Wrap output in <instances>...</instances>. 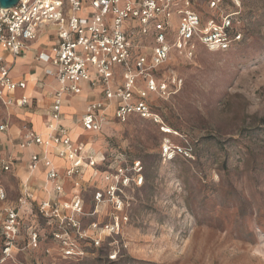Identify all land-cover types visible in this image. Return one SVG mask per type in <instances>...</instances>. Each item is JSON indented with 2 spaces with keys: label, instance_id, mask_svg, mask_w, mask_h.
<instances>
[{
  "label": "rangeland",
  "instance_id": "1",
  "mask_svg": "<svg viewBox=\"0 0 264 264\" xmlns=\"http://www.w3.org/2000/svg\"><path fill=\"white\" fill-rule=\"evenodd\" d=\"M197 9L203 20L211 13L202 0ZM239 17L242 40L229 50L196 44L191 58L172 53L158 69L162 80L169 74L182 80L168 97L150 95L159 123L131 116L98 134L70 125L75 141L105 156L100 171L121 166L123 176L110 193L101 173L65 178L63 200L79 197L75 220L88 236L92 223L118 222L119 230L101 235L97 245L78 240L33 204L6 239L5 209L16 206L20 177L4 174L0 264H264V0H241ZM17 64L16 73L32 68ZM84 105L72 99L68 107L79 114ZM10 123L22 126L14 116ZM165 139L187 153H163ZM62 240L78 255H66Z\"/></svg>",
  "mask_w": 264,
  "mask_h": 264
},
{
  "label": "built area",
  "instance_id": "2",
  "mask_svg": "<svg viewBox=\"0 0 264 264\" xmlns=\"http://www.w3.org/2000/svg\"><path fill=\"white\" fill-rule=\"evenodd\" d=\"M202 1L211 12L205 20L197 9L200 0H18L13 7L0 8V108L37 112L34 102L38 99L17 95L27 89L29 80L25 75L13 76L16 59L29 58L34 89L44 99L41 115L46 130L43 135L23 124L18 136L0 142V200L5 198L2 176H15L20 168L27 173L19 183L16 206L5 209L6 239L16 233L20 212L32 214L33 204L42 218L57 222L66 236L73 231L78 240L89 239L97 245L101 235L119 230L118 222L92 223V236H88L75 220L82 210L79 197L74 195L69 203L63 200L65 178H81L90 170L94 180L101 173L110 193L123 176L121 166L100 171L105 156L73 139L71 128L63 124V110L72 99L84 101L82 112L72 114L71 121L93 134L125 123L131 116L159 123L150 95L168 97L182 83L173 74L165 80L157 77L171 54L191 58L196 44L210 52L227 51L242 40L238 30L241 0ZM43 37L46 43L35 46ZM7 130L8 124L1 123L0 133ZM162 148L165 154L187 153L180 147L171 149L169 139ZM17 151L30 153L24 159ZM51 153L65 165L56 166ZM102 197L97 192L94 200L100 202ZM62 243L66 255H78L75 244Z\"/></svg>",
  "mask_w": 264,
  "mask_h": 264
},
{
  "label": "crops",
  "instance_id": "3",
  "mask_svg": "<svg viewBox=\"0 0 264 264\" xmlns=\"http://www.w3.org/2000/svg\"><path fill=\"white\" fill-rule=\"evenodd\" d=\"M43 38H45V37H43ZM43 38H41L40 41L35 46H38V44H45V42L42 43ZM5 57L7 59H9L7 56H5ZM16 62H18V64H17L18 66L23 67L27 63H28V66H30V62L31 61H30L29 58H25V59L18 58V59H16L15 66H14V69H13V76L15 78H20L23 75H25V77L29 80L27 89L25 91H18L17 95L24 94V95L29 96L31 98L38 99V101L34 102V104L37 103V110H36L37 112H35V113H21V112L9 111V110L6 111L5 109L0 108V114L2 113V114L5 115V117H7V119L5 121L0 120V124L1 123H7L8 124L7 132L6 133H0V142H5L8 137H16V136H18L19 130H20L21 127H19V126L15 127V125L10 123L11 117H13V116L17 117L18 121L21 122V125L28 124L34 130H36L38 133H40V134H45L46 133V130H45L44 125H43L44 117L41 115L42 112H43L42 110H43V105H44V99L42 100V96L39 94V92L35 91L33 83H32V77H30V74L34 70H32V68H30L28 71H24V72L20 71V72L16 73V70H15ZM48 82H49V84L51 86H55V84L52 83L50 80ZM82 110H83V108H82ZM82 110H81V112H82ZM63 111L66 113V120L64 121L63 124L66 125V126H69V127H70V125L71 126L75 125L71 121L72 114H74L72 112V108L65 107ZM34 119L38 120V122L40 124L39 127L34 125V122H33ZM29 153H30V151H17L16 152L18 157H20V158L23 157L24 159L27 158ZM50 157H51V159L53 160V162H54V164L56 166L62 167V165H60L61 161L58 160L57 158H55L52 153L50 154ZM15 176L20 177V181H21V180H24L26 178L27 173H26V171L24 169L20 168L16 172ZM37 176L39 178H43V174L42 173H38Z\"/></svg>",
  "mask_w": 264,
  "mask_h": 264
},
{
  "label": "water",
  "instance_id": "4",
  "mask_svg": "<svg viewBox=\"0 0 264 264\" xmlns=\"http://www.w3.org/2000/svg\"><path fill=\"white\" fill-rule=\"evenodd\" d=\"M18 0H0V8H10L16 5Z\"/></svg>",
  "mask_w": 264,
  "mask_h": 264
},
{
  "label": "bare ground",
  "instance_id": "5",
  "mask_svg": "<svg viewBox=\"0 0 264 264\" xmlns=\"http://www.w3.org/2000/svg\"><path fill=\"white\" fill-rule=\"evenodd\" d=\"M164 132L168 133L167 131H164ZM43 135H44V134H43Z\"/></svg>",
  "mask_w": 264,
  "mask_h": 264
}]
</instances>
